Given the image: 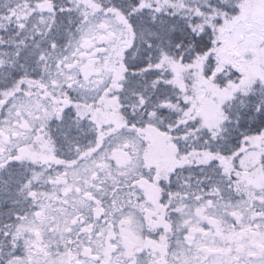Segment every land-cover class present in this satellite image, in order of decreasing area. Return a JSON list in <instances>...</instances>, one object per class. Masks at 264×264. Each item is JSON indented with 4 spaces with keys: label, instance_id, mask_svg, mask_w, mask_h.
<instances>
[{
    "label": "snow or ice",
    "instance_id": "1",
    "mask_svg": "<svg viewBox=\"0 0 264 264\" xmlns=\"http://www.w3.org/2000/svg\"><path fill=\"white\" fill-rule=\"evenodd\" d=\"M0 264H264V0H0Z\"/></svg>",
    "mask_w": 264,
    "mask_h": 264
}]
</instances>
